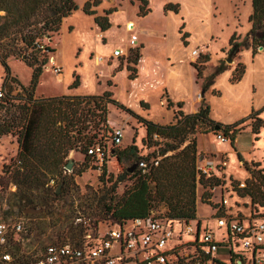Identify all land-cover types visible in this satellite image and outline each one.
<instances>
[{
	"label": "rangeland",
	"instance_id": "374dc122",
	"mask_svg": "<svg viewBox=\"0 0 264 264\" xmlns=\"http://www.w3.org/2000/svg\"><path fill=\"white\" fill-rule=\"evenodd\" d=\"M87 1L78 0L79 9L64 19L60 32L52 39H44L43 43L55 48V52L50 54L52 60L50 58L44 68L35 95L37 97H51V94L61 96L65 92L102 95L105 90H109L112 91V98L119 100L132 109L140 107L141 100H146L151 106L150 110H144L143 116L160 123L171 121V111L168 109L169 94L166 90L167 86L163 85L168 78L166 76L168 73V57L170 55L173 57L179 50L182 53L181 48L176 49V47H179V41H182L179 37L181 27L184 26L180 36L182 37L184 32H188L192 36V38L191 36L186 38L188 45L192 42L195 48L200 51L204 47H200L197 43L214 31L217 33V39L210 46L213 50H219L222 44L227 42L229 32L225 26L227 18L233 15L236 8H240L241 13L247 16L251 8V0H148L149 3L146 6V9L150 10L148 15L139 16L140 0H100L99 5L92 6V9H95L100 15H104L105 11L110 8H117V11L109 15L110 19L112 17L113 27L109 31L106 43H104L105 37L99 31L96 32L94 15H88L83 10V6ZM169 3L179 4V12L166 9V5ZM128 19L135 22V24L132 23V25H136V31L134 32H138L141 41L145 40L146 50L144 56L146 57L145 68H147L138 73V64L142 56V49L140 48L136 49L137 52L133 49L128 58L127 56L119 58L113 55V59L106 61L103 58L102 62L96 64L97 57L110 54L111 58L116 49H121L124 45H127L130 37V32L126 28L127 22H129ZM70 28L72 29L70 30ZM237 39V42H242L246 46L252 45L251 35L247 34ZM246 46L244 45L241 50H244ZM260 47L257 48L258 51ZM137 53L140 58L138 63H135L133 59ZM227 57L233 58L234 63L237 59V53L228 54L227 52ZM197 58L194 57V61ZM8 62L12 76L17 77L18 82L10 80L8 85L4 84L6 72L5 67L0 62V86L4 87L8 93L10 91V95L17 97L23 94L20 88L22 86L27 87L30 84L32 69L26 61L18 56H11ZM115 63L119 65L115 69L116 75H114V78H109L112 81V85H109L107 82L109 72H111L109 65ZM233 63L225 59L220 64L229 66ZM58 65L62 67L64 81L58 79L59 74L54 68ZM255 65L264 87V52L259 55ZM154 66L157 67L155 74L150 71ZM131 75L138 76L133 80L134 82L130 81ZM77 76L80 85L76 88H70ZM162 82L164 83L161 84ZM173 107L174 110L178 109V107ZM13 111L14 109L11 112ZM97 113H101V110ZM104 118L106 120L101 122L100 127L102 129L99 131L96 140L102 134L107 133L112 124L125 125V142L116 147V153L108 158L106 175H103L101 161H97L96 158L85 157L83 148L78 147V149L71 150L67 157V159L72 158L74 160L72 169H63L55 174H49L46 178L47 184L34 187L32 196L25 198L18 194V188L14 184L16 180L15 160L19 152L18 137L16 134L0 136V218L8 219L22 215L28 218L30 226L28 237L30 239L24 246L25 249L35 248L40 254L47 245L59 240L62 234L67 233L70 237L75 236L76 225L74 221L76 217L82 216L86 219L85 225L87 227H91L99 221L103 222L102 225L104 226L105 220L111 217L110 213L106 211L105 204L111 203L112 198H115L116 195H122L133 182L130 177L120 182L116 193L112 196L111 189H109L112 180L109 177L111 175L117 177L128 166L134 164L133 159L128 155L129 153H122V151L130 145H136L141 155H148L159 148L153 142L150 146L144 144L145 127L131 114L118 108L113 103L108 102ZM254 121V119L248 120L245 127L250 126L252 129ZM263 128L264 126L260 130L262 131ZM263 136L264 134L261 135V138ZM255 138L259 139L260 133H255ZM240 139L243 148H248L251 145L248 130L243 131ZM202 144L214 147L216 146L215 138L202 136ZM226 145L230 147L231 143ZM169 154H172V152H169ZM119 155L122 159L119 158ZM200 155L198 152V163L201 162ZM154 159L152 157L151 161ZM234 163H237L238 170H242L244 174L242 178L249 177V172L252 174V180L247 182L248 184L250 182V190L255 194V197H253L255 200H259L262 194L255 189V184H261L263 191L264 171L257 174L258 177L255 171L264 169V152L256 160L253 158L246 161L243 157V160L239 162L237 159ZM247 164L249 168L246 166ZM242 178H232L233 185L237 186ZM58 188L59 191L57 192ZM205 192H211L209 187L198 184L197 218L202 220V226H211L216 229V220L213 217L216 208L209 202L220 203L222 190L220 187L214 188L213 197H208L205 194V198H202ZM236 199L237 197L234 196L231 199V204H234ZM30 207L41 208L42 212L25 214L24 209ZM166 211L167 206L162 203L157 205L152 212L165 213ZM190 224L196 226L197 221L195 219L190 220ZM181 227V224L176 223L177 230H180ZM218 232L220 231L218 230ZM185 237L193 238L194 235L185 234Z\"/></svg>",
	"mask_w": 264,
	"mask_h": 264
},
{
	"label": "trees",
	"instance_id": "16d2710c",
	"mask_svg": "<svg viewBox=\"0 0 264 264\" xmlns=\"http://www.w3.org/2000/svg\"><path fill=\"white\" fill-rule=\"evenodd\" d=\"M140 1L138 15L146 16L150 11L146 9L149 1ZM99 4L100 0H88L83 10L88 15H94L95 23L101 31H106L112 26L109 15L117 11V8H110L104 15H100L92 9V6ZM79 7L78 0H0V62L6 72L4 84L8 85L10 80L18 82V78L12 76L8 62L11 56L21 57L32 69L30 84L27 87L22 86V95L16 97L10 95L9 91L0 98V136L16 134L19 142L14 182L18 188V194L23 198L30 197L34 187L47 184L46 178L49 174L67 170L66 165L69 161L67 157L71 150L82 147L85 157H91L88 150L96 142L98 133L102 129L100 124L106 120L104 116L107 104L110 102L131 114L145 127L144 144L150 146L153 142L159 148L148 155H141L136 145H130L122 151V153H129L134 164L128 166L117 177L114 175L109 177L112 180L109 186L112 196L116 193L120 182L129 177L133 179V182L122 195H116L111 203L105 204L106 211L116 220L124 221L135 217H146L157 205L163 203L167 206L165 214L171 218L196 219L198 184L213 187L220 183L217 177L205 175L199 177L198 175L197 135L211 131L217 135L223 133L235 146L237 134L245 128L248 120H255L253 133L261 132L260 129L264 126V119L261 116L264 115V107L235 123L224 124L210 116L211 107L206 99H203L199 110L195 113H185L182 109L183 103L178 102L174 121L159 123L112 98V91L109 90L102 95L64 94L35 97L36 87L51 58L50 54L55 52V48L45 45L43 41L45 38L52 39L57 35L64 19ZM253 8L254 11L250 16L252 28L248 35L252 36L255 54L259 46H264V0H253ZM166 9L178 13L180 6L169 3ZM183 28L184 26L181 27L180 32ZM189 36L188 32H184L181 37L185 45H188L186 38ZM237 38L240 37L236 34L231 37L228 54H234L244 45L246 46L242 42H237ZM139 58L137 53L133 61L138 63ZM210 60L209 53H201L193 61L204 90H207L217 74L226 69V65L220 64L211 75L203 77V71ZM245 70V64L239 63L231 80L233 82L241 80ZM135 77L137 76H130L131 79ZM108 84L112 85V81ZM79 85L77 76L70 88H76ZM141 104L144 108L150 107L145 101ZM174 105L168 97V107L171 108ZM13 109L14 111L11 112ZM100 110L101 113L98 114L97 111ZM8 113L11 115L9 116ZM109 132L110 128L99 139L108 136ZM116 147L118 146L112 148L111 156L116 153ZM238 155L240 160H243L242 154ZM152 157L155 158L153 161H151ZM119 158L122 159L120 155ZM141 163H145L146 166H142ZM246 166L248 167V164ZM262 171L264 169H259L255 171V174H260ZM106 173L107 167L104 161L103 175ZM255 189L264 196V188L262 191L261 184L256 183ZM205 194L208 197L212 196L211 192H205L202 198H205ZM241 194H250L255 197L254 192L250 190V182L248 188ZM253 200L257 201L255 198Z\"/></svg>",
	"mask_w": 264,
	"mask_h": 264
},
{
	"label": "built area",
	"instance_id": "2783aa9c",
	"mask_svg": "<svg viewBox=\"0 0 264 264\" xmlns=\"http://www.w3.org/2000/svg\"><path fill=\"white\" fill-rule=\"evenodd\" d=\"M133 28L134 25L130 29ZM137 39L138 36L133 34L129 52L116 49L112 57L128 58L132 50L138 48ZM201 53L197 48L192 50L194 57ZM102 59L96 58L97 62ZM54 68L58 74L62 73L60 65ZM5 94L6 90L0 86V98ZM218 138L228 141L223 133ZM124 142L125 125L112 124L108 136L96 140L88 154L103 164L108 162L112 148ZM228 163L226 158L219 164L200 162L198 175L212 177L214 168H225ZM141 165L146 166L145 163ZM252 178L249 172V177L241 180L238 187L232 180L228 184L209 187L211 193L214 188L222 190L220 203L209 202L216 208L213 215L216 229L202 226L200 218L195 219L197 225L194 226L190 220L171 218L165 213L152 212L146 217L124 221L111 216L105 220L104 226L99 221L91 227L85 225L86 219L81 216L74 221L75 236L64 233L40 254L25 257L23 253L15 252L14 246L29 235L28 218L25 215L0 218V264H264V196L254 202L252 195L241 194ZM234 196L237 199L231 204ZM176 223L181 224L180 230H177ZM185 234L194 237L186 238Z\"/></svg>",
	"mask_w": 264,
	"mask_h": 264
},
{
	"label": "crops",
	"instance_id": "0c3cea01",
	"mask_svg": "<svg viewBox=\"0 0 264 264\" xmlns=\"http://www.w3.org/2000/svg\"><path fill=\"white\" fill-rule=\"evenodd\" d=\"M253 11H254L253 0H251V8L247 16H245L246 14L241 13L240 8H236V10L233 12V15L227 18V21L225 22V26L229 31L227 34L228 38H227V42L222 44L219 50H213V48L210 46L211 44L216 42L217 39V33H215L214 31L207 34L205 38H203L202 40H200V42L197 43L200 45V47H204L202 53H209L211 56L210 62L207 64V66L203 71L204 77L211 75L220 65L222 60L225 59L227 60L229 58L227 57V52L230 48V39L234 34H236L238 37H244L250 32L252 28V22L250 21V16L252 15ZM110 21L112 23L111 26L112 28L113 27L112 17ZM127 21H126L127 22L126 28L128 32H130L129 42L127 43V45H124L123 48L121 49H123L126 53H128L131 47L130 45L131 36L133 34H136L138 36L137 46L138 48L142 49V56L138 64V73H139L147 68V67L145 68L146 57L144 56L146 50L145 40L143 39L142 42L138 32H134L136 31L135 30L136 25H134L133 29H130V27H132V23L135 24V22H133L131 19H128ZM95 28L97 33L99 31L100 34L105 37L106 40L105 42L104 41L103 42L106 43L111 28L106 31H101L100 27L96 23H95ZM164 36L166 37V35ZM179 37L180 40H182L180 36V32H179ZM178 48H181L182 53H180L179 50V52L175 53L173 57L171 55L168 57V64H167L168 73L166 74L168 78H167V82L163 85V86L165 85L167 86L166 90L169 94L170 99L174 102L175 107H178L177 106L178 102H182L183 103L182 109L185 113H195L199 110L203 99H206V101L210 104L211 107L210 116L214 120L222 122L224 124L235 123L240 119L249 116L253 111L259 110L262 107H264V87L262 80H260V76H258L257 68L255 65L259 55L262 54V52H264V47L263 49L260 48L255 55H253L254 53H253L252 45L246 46L244 50L237 51L236 52L237 59L235 60V62L234 63L232 62L233 63L232 65L226 66V69L215 77L214 81L207 88V90L203 89L202 80L198 79L197 69L193 65L194 56L192 54V50L195 49L194 44L190 42L188 46H185L182 40L179 41V47H176V49ZM109 55L104 56L103 58L106 61L113 59V57L111 56L110 58ZM119 58H123V57H119ZM98 63L99 62H97L96 64ZM239 63H244L246 66V70L241 80L237 82H233L231 80V77ZM118 65H119L118 63L109 65V67L111 68V72H109L110 74L108 76L107 82L111 81V79H109L110 77L114 78V75H116L115 69L117 68ZM155 65L157 66V63ZM150 71H152L155 74L157 72V67L155 68L154 66ZM64 78L65 77L63 73L59 74L58 79L64 81ZM134 79H131L130 81L134 82L133 81ZM163 83L164 82H162L161 84ZM21 89L22 88H20V90ZM64 94L83 95V94H76L75 92L74 93L65 92ZM53 95L54 94H51L50 96ZM35 97H37V95H35ZM142 101L147 102L146 100H141L140 104ZM149 106H151L150 103ZM168 109H170L171 111L170 122H172L174 121L175 110L173 106L172 108L168 107ZM133 110L143 115L144 110L148 111L150 110V107L144 108L141 104L140 107L135 108ZM261 116L263 117L264 115ZM245 130H248V132L250 133L251 145L248 148H243L241 146L240 138L243 131ZM263 134H264V128L260 132V138L256 139L255 133L252 132L250 126H247L237 134L235 146L231 144L230 147L226 145L228 143H231L229 140L223 142L218 138V135L213 132L198 134L197 147H198V152L201 154L200 155L201 163L206 164L212 161L215 164H219L220 159L223 158L229 159V163L225 168L216 167L213 169L212 177H217L218 179H220V183L223 184L224 183L228 184L232 178L240 179L244 174L242 170L237 169L238 166L237 163H234L235 160L237 161V159L240 162V158L238 154L241 153L242 156L245 157L246 161L252 160L253 158L254 160H256V158L261 157V155L264 152V136L263 138H261V135ZM202 136L212 137L213 139L215 138L216 146L214 147L211 145L204 146L202 144ZM243 179L245 178H242L241 180ZM198 202H199V198H198ZM11 218H16V217H11ZM29 239L30 238L27 236L26 240L17 243L14 246V251L23 253L25 257H33L34 255L38 254L39 251L35 250V248L32 249L29 247L25 249L24 246L29 241ZM18 245L20 248L18 247ZM8 264H16V263H8Z\"/></svg>",
	"mask_w": 264,
	"mask_h": 264
},
{
	"label": "water",
	"instance_id": "95a60500",
	"mask_svg": "<svg viewBox=\"0 0 264 264\" xmlns=\"http://www.w3.org/2000/svg\"><path fill=\"white\" fill-rule=\"evenodd\" d=\"M263 47H264V46H261L260 48L263 49ZM227 61L230 62V63H232V62H233V58L229 57V58L227 59ZM73 164H74V160H73L72 158H69V161H68V163H67V165H66V168H67V169H72V168H73ZM131 169H132V168H131ZM131 169H130V170H131ZM57 191H59V188H58ZM40 212H42V209H41V208H36V207H30V208H26V209L24 210V213H25V214H29V213H34V214H36V213H40Z\"/></svg>",
	"mask_w": 264,
	"mask_h": 264
},
{
	"label": "bare ground",
	"instance_id": "6f19581e",
	"mask_svg": "<svg viewBox=\"0 0 264 264\" xmlns=\"http://www.w3.org/2000/svg\"><path fill=\"white\" fill-rule=\"evenodd\" d=\"M130 28H132V27H130Z\"/></svg>",
	"mask_w": 264,
	"mask_h": 264
}]
</instances>
